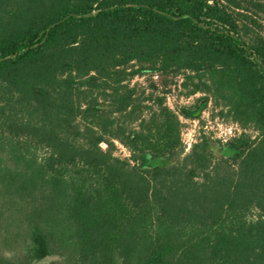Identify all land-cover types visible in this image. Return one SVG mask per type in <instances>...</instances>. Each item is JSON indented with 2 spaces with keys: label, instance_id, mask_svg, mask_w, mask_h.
<instances>
[{
  "label": "trees",
  "instance_id": "1",
  "mask_svg": "<svg viewBox=\"0 0 264 264\" xmlns=\"http://www.w3.org/2000/svg\"><path fill=\"white\" fill-rule=\"evenodd\" d=\"M259 14L264 0H0V264H264ZM181 73L198 105L154 111L131 85ZM209 95L258 137L187 154L182 119Z\"/></svg>",
  "mask_w": 264,
  "mask_h": 264
},
{
  "label": "rangeland",
  "instance_id": "2",
  "mask_svg": "<svg viewBox=\"0 0 264 264\" xmlns=\"http://www.w3.org/2000/svg\"><path fill=\"white\" fill-rule=\"evenodd\" d=\"M256 20L260 26L264 27V15L259 14L256 16ZM255 29L260 31L259 28ZM136 84L140 86L141 91L147 92V96L150 95L151 100L148 105L154 111L159 109L160 99L164 97L165 106L172 110H175L177 106L192 107L198 105L208 97V94L202 92L192 95L194 91H198L200 84L191 73H181L177 77L171 75L154 80H150L147 76L135 78L131 85ZM243 134L252 137V139H256L259 135L253 127H242L236 123L229 114L228 108L223 103L215 102L211 95H209L208 106L200 119H182V139L187 154L192 150L193 145L199 142V139L205 138L209 141L215 156L220 157L222 152L220 146ZM114 144V156L128 160L130 152L119 142L115 141ZM102 149L107 150V145L102 144ZM54 260L56 257L48 258L40 264H49Z\"/></svg>",
  "mask_w": 264,
  "mask_h": 264
}]
</instances>
